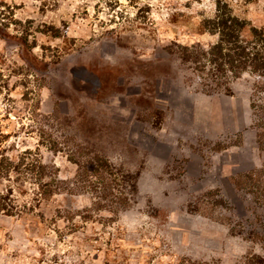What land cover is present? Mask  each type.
I'll list each match as a JSON object with an SVG mask.
<instances>
[{
    "label": "rangeland",
    "instance_id": "374dc122",
    "mask_svg": "<svg viewBox=\"0 0 264 264\" xmlns=\"http://www.w3.org/2000/svg\"><path fill=\"white\" fill-rule=\"evenodd\" d=\"M226 2L246 36L264 34V0ZM213 12L212 0H0L3 146L64 181L82 141L140 173L125 211L64 192L20 218L0 214V264H264V174L230 184L264 163L249 85L205 95L168 53L214 43L200 28ZM33 188L13 192L20 211Z\"/></svg>",
    "mask_w": 264,
    "mask_h": 264
},
{
    "label": "trees",
    "instance_id": "16d2710c",
    "mask_svg": "<svg viewBox=\"0 0 264 264\" xmlns=\"http://www.w3.org/2000/svg\"><path fill=\"white\" fill-rule=\"evenodd\" d=\"M212 1L214 12L212 16L202 18L200 28L203 34L215 36L216 41L207 46L174 44L173 48H168V53L198 78L199 91L205 95H232V83L240 80L248 83L249 106L257 131L255 141L258 150L264 154V34L250 28L246 36V23L233 14L226 0ZM6 139L0 129V185L4 182L11 184L0 191L1 215L20 218L33 212L41 200L49 201L64 192L89 194L93 208L116 213L125 211L138 194L140 173L125 172L99 153L90 154L86 151V141L68 152V160L76 166V172L72 180L64 181L60 180L58 169L53 164H44L37 154L26 150L13 155L10 148L3 146ZM256 170L230 178V184L241 186L252 182L255 176L261 177L264 163ZM25 185L34 187L31 190L33 198L20 211L13 192L25 188ZM256 199L264 208V194ZM248 262L261 264L263 260L253 256Z\"/></svg>",
    "mask_w": 264,
    "mask_h": 264
}]
</instances>
